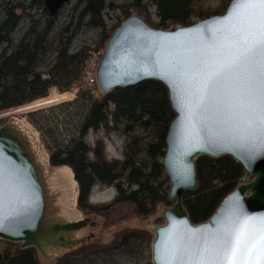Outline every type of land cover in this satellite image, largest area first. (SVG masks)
<instances>
[{
	"label": "trees",
	"instance_id": "obj_1",
	"mask_svg": "<svg viewBox=\"0 0 264 264\" xmlns=\"http://www.w3.org/2000/svg\"><path fill=\"white\" fill-rule=\"evenodd\" d=\"M195 0H150L155 7L158 23L156 29L172 25L190 26L193 19L205 20L215 15L196 13ZM227 5L231 0H226ZM42 9V17L35 18L28 10ZM7 5L0 20V112H7L48 97L50 89L59 94L70 92L82 76L89 49L70 52L75 35L84 26L99 30L102 44L112 33L106 29L104 12L106 0H78L73 7L76 23L71 20L57 31V16L50 17L43 0ZM111 10L113 6L109 7ZM144 16L147 8L130 5ZM144 9V10H143ZM22 10L28 25L18 42L11 34L20 21L16 15ZM29 11V12H30ZM59 14V13H58ZM125 20L130 15L124 14ZM46 64L44 72L40 68ZM66 117L67 140L61 143L55 128L43 122L40 112L30 114L28 122L41 134L47 133L52 142L49 150L51 166H67L78 186L77 206L87 209L92 189L96 185L114 187L116 203L133 206L138 215H147L158 204H167L168 180L161 161L165 152V138L174 118L166 88L159 82L147 81L134 87L115 90L93 98L89 92L80 91L75 99L60 105ZM66 120V121H65ZM117 133L125 138L123 158L108 160L104 145L85 141L89 133ZM198 188L183 197V205L190 221H206L223 198L236 187L243 176L242 168L229 157L200 158L196 162ZM134 239L126 235L116 242L105 258L124 252ZM128 250V249H126ZM130 254V252H129ZM128 254V255H129ZM130 256V255H129ZM99 262V263H97ZM0 264H39L35 251H20L17 245L0 241ZM55 264H123L120 261H57Z\"/></svg>",
	"mask_w": 264,
	"mask_h": 264
},
{
	"label": "snow or ice",
	"instance_id": "obj_2",
	"mask_svg": "<svg viewBox=\"0 0 264 264\" xmlns=\"http://www.w3.org/2000/svg\"><path fill=\"white\" fill-rule=\"evenodd\" d=\"M216 25L197 29L195 43L173 44L165 35L151 39L143 60L151 71L127 75L170 84L184 114L182 145L201 142L264 154V0H234ZM17 179L0 163V230L9 219L3 213L6 199L19 205L15 216L34 210V201L21 199ZM254 219L233 212L215 230L171 234L157 246L158 264H264V216L250 225Z\"/></svg>",
	"mask_w": 264,
	"mask_h": 264
},
{
	"label": "water",
	"instance_id": "obj_3",
	"mask_svg": "<svg viewBox=\"0 0 264 264\" xmlns=\"http://www.w3.org/2000/svg\"><path fill=\"white\" fill-rule=\"evenodd\" d=\"M71 1L44 0V8L53 18ZM233 6L234 0H231L222 15L210 17L190 26L172 25L167 29L153 28L139 16H131L111 34L96 70L97 85L102 94L134 87L147 81L161 83L166 88L174 115L166 134L165 152L161 161L168 180L166 199L171 206L165 207L163 204L156 206L160 219L164 221L163 224L155 225L146 222L142 225L145 232L152 236L151 264H158L157 246L162 247L171 234L191 229L193 230L191 235H200L195 232L196 229L215 230L219 227L217 221L233 212L255 218L248 221L250 225L258 224L259 218L264 216V154H250L238 149L201 142L182 145L180 137L184 114L175 100L170 84L156 76L130 78L127 75L132 73L133 77H140L141 73L151 71L143 63L145 45L151 39L165 35L170 37V42L173 44L195 43L200 37L197 29L202 25L219 27L216 21L227 16ZM222 157H229L239 164L243 177L206 221L193 224L183 205V197L198 188L196 162L200 158L215 160ZM47 160L50 172L59 168H69L51 166L49 158ZM0 163H3L7 172L18 178L21 199L27 196L29 200L34 201L32 204L34 210H30L23 216H15L13 209L19 205L15 200L11 202L5 200L3 213L9 219L5 220L4 228L0 230V241L19 245L21 251L32 249L36 253L39 264H51L53 258L72 252L91 240L92 234L89 236H80V234L87 228H94L96 226L94 221L82 218L78 210L79 219L77 220L71 221L63 215V205L60 202L70 198L71 190L66 183L59 180V186L57 184L55 186L59 188L57 193L52 192L46 167L40 163L30 141L18 130L12 120H7L0 126ZM189 172L190 175H188ZM76 191L75 207L77 209L78 186ZM13 216L15 219L11 218Z\"/></svg>",
	"mask_w": 264,
	"mask_h": 264
},
{
	"label": "rangeland",
	"instance_id": "obj_4",
	"mask_svg": "<svg viewBox=\"0 0 264 264\" xmlns=\"http://www.w3.org/2000/svg\"><path fill=\"white\" fill-rule=\"evenodd\" d=\"M32 1H36L38 3L39 0H0V20L3 16V11L7 5H16L21 4L27 9L31 5ZM78 0H72L68 5L64 6L62 10L59 12L57 16V29L56 31L62 27L73 21V26L75 25V17L76 14L73 13V7L77 3ZM44 3V0H43ZM139 4L142 8H147V13L145 16L141 13H137L134 8L130 9V5ZM229 4V3H228ZM106 5L108 8L104 12V22L106 29L109 33H113V31L119 27V25L125 20V15L130 16H139L140 18H146L152 22L153 25L158 23V19L155 15V7L151 4L150 0H106ZM113 6L114 9H110L109 7ZM226 0H195L194 8L196 13H204L209 15L219 16L224 14L227 8ZM144 10V9H143ZM31 15H34L35 18L42 17V9L41 8H33L30 12ZM16 15L20 16L19 24L16 29L11 34L12 40L14 43L18 42L21 38L22 34L25 32L26 27L28 25V19L23 17L24 13L22 10H17ZM213 17V16H212ZM144 20V19H143ZM201 20L193 19L192 23H197ZM105 44H102L101 39L99 37V30L91 27H82L80 31L75 35L72 43L70 52L74 53L81 48L89 49V56L87 69L90 68L92 64V60L96 59L99 54L104 49ZM50 60L45 62V65L40 68L41 72H44L46 69V64L49 63ZM46 66V67H45ZM93 88L88 86L86 82L82 80L73 87V89L68 92L70 97L68 99L57 101L53 104L34 108L30 110H26L22 112L20 115L14 116L17 119L25 120L32 128L33 132L37 134V138L39 141V145L44 151V153L49 158V150L52 147V142L48 138L47 133L41 134L37 131L29 122L27 117L35 112H40L41 117L43 118V122L47 123L48 127L55 128L56 134L60 137V142L64 144L67 140V133L65 126L64 118L66 117V113L62 111L60 105L69 103L73 101L76 95L80 91L92 92ZM59 95V92L55 88H51L49 95L52 94ZM65 94V93H64ZM92 96V95H91ZM93 98H97L92 96ZM32 104V103H31ZM30 105V104H28ZM27 106V105H24ZM22 106V107H24ZM19 108L13 109L17 110ZM5 111L0 112V126L4 124L9 118L4 117L6 114L12 112ZM66 121V120H65ZM101 141L104 145V155L108 160H121L123 158V150L125 138L122 135H118L117 133H111L110 135H106L103 132L99 133H89L85 139L87 143L90 145H94L96 141ZM243 177V176H242ZM238 184V183H237ZM77 190V187H75ZM116 191L114 187H104L101 185H96L91 192L90 199L88 201V206L86 212H83L77 208L80 212L82 218H89L96 223L94 228H87L81 232L80 236H89L93 235L90 241L84 244L82 247L69 252L68 255L70 261H120L123 264H151V241L152 236L145 232L143 223H152L155 225L163 224V220L160 219L156 206L145 216L138 215L133 206L127 203H116ZM167 201V200H166ZM159 205V204H158ZM165 207H170L171 204L167 202V204H163ZM134 235L135 241L132 239V243L129 247L125 248L124 252L121 254H117L113 258H105L104 253L106 251L112 250L114 248V244L118 242V240L126 235ZM15 245V244H14ZM18 249L19 248V245ZM128 249V250H126ZM21 251V250H20ZM130 252V254H129ZM68 253V254H69ZM36 254V253H35ZM67 254V253H66ZM101 254V255H100ZM130 256H129V255ZM37 258V257H36ZM60 258V257H59ZM59 258H53L51 260V264H55ZM99 263V262H97Z\"/></svg>",
	"mask_w": 264,
	"mask_h": 264
},
{
	"label": "bare ground",
	"instance_id": "obj_5",
	"mask_svg": "<svg viewBox=\"0 0 264 264\" xmlns=\"http://www.w3.org/2000/svg\"><path fill=\"white\" fill-rule=\"evenodd\" d=\"M70 97V95L68 93L65 94H59L56 95L55 93L52 94L51 96H48L45 99L42 100H38L30 105L24 106V107H20L17 110H14L8 114H6L4 117H8V120H12L16 127L18 128V130H20V132H22L30 141L33 149L35 150V152L38 155L39 161L42 165H44L47 169V173L46 175L48 176V181L50 186L52 187L51 190L54 193H57V186H59L58 182L59 180L63 181V183H66L67 187L71 190V196L68 199H64L63 202H60L61 205H63V215L67 218L72 220H77L79 219V215H78V211L75 207V201H76V197H77V191L75 189V187H77L76 182L73 180V174L71 172V170L69 168H59L56 170H52L51 172L48 170V168H50L49 164H48V157L47 155L44 153V151L42 150V148L39 145V141L37 138V134L35 132H33L31 126L25 121V120H20L15 118L14 116L20 115L22 112L26 111V110H30V109H34V108H39V107H44L50 104H53L57 101L60 100H64V99H68ZM58 178V180H57ZM57 180V182H56ZM251 180V178L249 179V181Z\"/></svg>",
	"mask_w": 264,
	"mask_h": 264
},
{
	"label": "built area",
	"instance_id": "obj_6",
	"mask_svg": "<svg viewBox=\"0 0 264 264\" xmlns=\"http://www.w3.org/2000/svg\"><path fill=\"white\" fill-rule=\"evenodd\" d=\"M101 54H99L96 59L92 60V64L89 69H87V66L89 65L87 64L88 60L86 61L84 68L82 70V76H81V80L83 82H86L88 86H90V88L91 87L93 88L91 95L95 97H99L101 95V92L98 89L97 80H96V70H97V67H98V64L101 58Z\"/></svg>",
	"mask_w": 264,
	"mask_h": 264
},
{
	"label": "flooded vegetation",
	"instance_id": "obj_7",
	"mask_svg": "<svg viewBox=\"0 0 264 264\" xmlns=\"http://www.w3.org/2000/svg\"><path fill=\"white\" fill-rule=\"evenodd\" d=\"M116 196H117V194H116ZM117 198V197H116ZM88 205V204H87ZM78 207V206H77ZM79 210H81V211H83V212H86V210H82V209H80V208H78ZM143 216V215H142ZM145 216V215H144ZM95 223V222H94ZM95 225H96V223H95ZM91 229V228H90ZM83 246V245H82ZM82 246H80V247H82ZM79 247V248H80ZM71 253H67V254H64L63 256H61L60 258H59V260L58 261H67V259H69L68 257V255H70ZM101 255V254H100Z\"/></svg>",
	"mask_w": 264,
	"mask_h": 264
}]
</instances>
